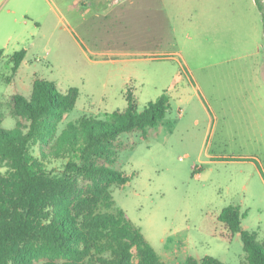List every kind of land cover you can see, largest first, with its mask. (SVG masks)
<instances>
[{"label": "rangeland", "instance_id": "374dc122", "mask_svg": "<svg viewBox=\"0 0 264 264\" xmlns=\"http://www.w3.org/2000/svg\"><path fill=\"white\" fill-rule=\"evenodd\" d=\"M235 4V36L264 42V19L254 0ZM143 11L141 29L147 34L150 23ZM227 17L224 8L214 38L228 36ZM181 28L180 16L172 12L170 40L162 50L170 58L150 61L126 36L116 42L115 30L98 20L77 24L54 0H0V126L15 128L20 118L12 114V96L28 97L36 78L60 92L78 90L57 134L83 116L112 120L111 113L125 110L129 88L138 111L165 93L170 107L156 127L144 134L121 133L113 144V166L129 178L111 187L113 199L164 264L205 255L224 264H246L239 233L225 237L217 216L223 207L240 206L247 213L241 228L255 232L264 245V146L256 154L258 168L240 157L251 146L234 132L228 85L221 86L210 68L196 70L197 57L204 64L214 52L211 36L199 34L195 20L187 38ZM20 49L25 56L13 73L9 58ZM64 161L52 160L48 168L59 171Z\"/></svg>", "mask_w": 264, "mask_h": 264}, {"label": "trees", "instance_id": "16d2710c", "mask_svg": "<svg viewBox=\"0 0 264 264\" xmlns=\"http://www.w3.org/2000/svg\"><path fill=\"white\" fill-rule=\"evenodd\" d=\"M254 1L263 13L262 0ZM24 56V49L11 54L13 73ZM77 95L75 87L60 92L36 78L28 97L12 96V114L20 119L13 130L0 126V264H164L116 205L111 187L129 181L113 166L114 142L121 133L156 127L169 97L161 93L138 111L129 88L125 110L111 113L112 120L83 116L57 134ZM56 159L65 160L59 171L48 168ZM246 215L240 206L228 205L217 220L228 239L239 233L246 264H264V245L255 232L241 228ZM183 264L224 263L205 255L189 256Z\"/></svg>", "mask_w": 264, "mask_h": 264}, {"label": "crops", "instance_id": "0c3cea01", "mask_svg": "<svg viewBox=\"0 0 264 264\" xmlns=\"http://www.w3.org/2000/svg\"><path fill=\"white\" fill-rule=\"evenodd\" d=\"M54 1L77 24L98 20L100 24H105L108 31L115 30L116 42L126 36L129 43L144 48L142 52L149 56L150 61L170 58L164 57L170 53L166 54L162 50L170 40L172 12L180 16L181 34L186 38V30L195 20L198 33L209 34V40L215 46L214 52L203 60L204 64H201V56L197 57L196 70L198 72L210 68L212 73L218 74L221 86L228 85L229 117L234 120V132L244 136V142L251 146V150L240 157L258 168L256 154L264 146V42L250 35L239 38L235 36V0ZM144 1L148 6L140 4ZM224 8L228 13V36L214 38ZM142 11L148 12L150 31L147 34L141 29ZM261 14L264 19V4ZM220 46L223 47L221 52Z\"/></svg>", "mask_w": 264, "mask_h": 264}]
</instances>
